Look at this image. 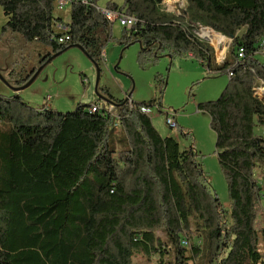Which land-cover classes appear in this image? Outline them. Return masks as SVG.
<instances>
[{
    "label": "trees",
    "instance_id": "trees-1",
    "mask_svg": "<svg viewBox=\"0 0 264 264\" xmlns=\"http://www.w3.org/2000/svg\"><path fill=\"white\" fill-rule=\"evenodd\" d=\"M98 1L68 0L65 22L58 0H0L2 32L47 48L45 58L79 43L100 64L112 22ZM165 1L107 7L135 16L118 43L141 42V63L153 52L189 54L212 71L216 61L198 25L231 41L216 62L228 75L225 88L198 106L215 133L229 207L196 151L152 125L142 111L152 101L122 103L104 90L122 104L63 113L0 95V264H197L202 252L205 264H264V176L257 177L264 174V63L257 58L264 54V0H183L179 14L165 11Z\"/></svg>",
    "mask_w": 264,
    "mask_h": 264
},
{
    "label": "rangeland",
    "instance_id": "rangeland-1",
    "mask_svg": "<svg viewBox=\"0 0 264 264\" xmlns=\"http://www.w3.org/2000/svg\"><path fill=\"white\" fill-rule=\"evenodd\" d=\"M108 3L121 6L123 0H99L97 5L103 8ZM185 6L183 0H167L163 9L179 14L185 10ZM59 15L65 22L69 21V3L63 6ZM5 21L0 6V66L5 60L7 66L2 75L12 84L16 79H23L32 67L37 66L40 56L47 53V50L37 43H24L16 34L3 33ZM122 32L123 25L115 19L111 23V38L105 44L99 64L98 92L104 96L103 91L106 90L117 100L131 93L130 101H152V125L161 136L174 137L181 149L191 147L196 151V160L201 164L210 186L221 205L228 208L227 184L215 152V133L210 128L208 114L198 106L216 100L225 88L228 75L217 71L220 65L216 62H221L226 56L231 41L221 34H213V30L207 26L198 25L196 34L211 46V55L216 61L211 63L213 70L210 71L207 61L189 54L172 57L160 52L158 58H154L153 52L150 62L141 63L138 55L142 47L133 43L122 49L123 46L118 43ZM7 46H10V51ZM257 58L264 63V54L258 53ZM95 78L96 71L91 61L78 48H70L44 65L34 81L17 92L0 80V95L7 97L16 94L35 109L50 108L63 113L91 104L107 108L108 103L97 97ZM155 101L160 103V109L156 107ZM166 117L175 120L176 130L166 124ZM113 133L121 136L118 127ZM263 176L262 172L257 173L260 182ZM260 208L264 216V195L260 198ZM195 242L200 240L196 238ZM195 259L197 264L206 263L203 252Z\"/></svg>",
    "mask_w": 264,
    "mask_h": 264
},
{
    "label": "built area",
    "instance_id": "built-area-1",
    "mask_svg": "<svg viewBox=\"0 0 264 264\" xmlns=\"http://www.w3.org/2000/svg\"><path fill=\"white\" fill-rule=\"evenodd\" d=\"M84 1H85V0H84ZM67 3H69L68 0H58V3H57V9H58L59 11H62L63 6H64L65 4H67ZM97 8H98L99 12H100L105 18H107L110 22H113L115 19H118L119 22H120V24L123 25V27H125V28H131V27L135 24V22H136V18H135L134 15H126V14H124V13L117 12L116 10H113V9H111V8H108V7L100 8V7L98 6ZM57 28H58L59 30H64V31H65V30L67 29V26H66L65 24H63V23H59V24L57 25ZM213 33H216V32L213 31ZM66 39H68V36H67V35L62 36L61 38L58 39V41H59V42H63V41L66 40ZM102 54H103V53H101V56H102ZM242 54H243V53H242V50H239L238 55L241 57V56H243ZM223 59H224V57H223ZM223 59H222V60H223ZM229 74L231 75V73H229ZM263 91H264V89H262V88H259V89H258V92H259V93H261V92H263ZM89 109H90L91 111H96V110H98V109H100V108H99L98 105H96V104H91L90 107H89ZM108 110L110 111L111 109H108ZM142 111H143L144 113H146V114L151 115V109H150V107H149V108H148V107H144V108H142ZM166 124H167L171 129H174V130L177 129V127H176V122H175V120L172 119L171 117H166Z\"/></svg>",
    "mask_w": 264,
    "mask_h": 264
},
{
    "label": "water",
    "instance_id": "water-1",
    "mask_svg": "<svg viewBox=\"0 0 264 264\" xmlns=\"http://www.w3.org/2000/svg\"><path fill=\"white\" fill-rule=\"evenodd\" d=\"M134 42H132L131 44H133ZM140 46H141V42H137ZM70 48H78L81 52H83V54L91 61V63L93 64L94 68H95V71H96V78H95V91L97 93V97L101 100H104L106 102H109L111 103L114 107H117L119 104H122L126 101H129V97L131 95V93H128L127 96L124 98L123 102L122 103H117V102H114L112 100H110L109 98L101 95L99 92H98V83H99V77H100V67H99V64L97 63V61H95L90 55L89 53L87 52V50L79 43H70L69 45H67L65 48L57 51V52H54L53 54H51L47 59L46 61L40 65L36 71H34V73L22 84H11L9 81H7L3 75H2V72H1V69H0V80L5 84L7 85L11 90H13L14 92H17L25 87H27L30 83H32L34 81V79L38 76V74L40 73V71L42 70V68L44 67V65H46L48 62H50L53 58L57 57L58 55L62 54L63 52H65L67 49H70ZM126 47H123L122 49H125ZM156 53V51H155Z\"/></svg>",
    "mask_w": 264,
    "mask_h": 264
},
{
    "label": "flooded vegetation",
    "instance_id": "flooded-vegetation-1",
    "mask_svg": "<svg viewBox=\"0 0 264 264\" xmlns=\"http://www.w3.org/2000/svg\"><path fill=\"white\" fill-rule=\"evenodd\" d=\"M141 47H142V44H141ZM9 49V51L11 50L10 49V46H7V50ZM46 50H47V53L49 52L48 51V49L46 48ZM47 53H45L44 55H42V56H40V58H39V60H38V63H37V66H34V67H32L31 68V70L26 74V76L23 78V79H20V80H14L13 82H12V84H22V83H24L25 81H21V80H25V78L29 75V74H33L34 73V71H36V69L40 66V65H42L45 61H46V59L49 57H46L45 58V55L47 54ZM7 66V64H6V62H5V60H4V62H2V66H0V69H1V72L5 69L4 67H6ZM30 75V76H31ZM29 78V77H28ZM16 81H18V83H15ZM21 81V82H20ZM104 96L105 97H107L108 98V96L106 95V94H104ZM111 100V99H110ZM130 101V100H129ZM110 106H109V108L108 109H112L114 106L111 104V103H109V102H107Z\"/></svg>",
    "mask_w": 264,
    "mask_h": 264
},
{
    "label": "bare ground",
    "instance_id": "bare-ground-1",
    "mask_svg": "<svg viewBox=\"0 0 264 264\" xmlns=\"http://www.w3.org/2000/svg\"><path fill=\"white\" fill-rule=\"evenodd\" d=\"M213 34H215V33H213ZM217 35H219V34H217ZM214 36V35H213ZM219 37H221V39H224V37L223 36H219ZM214 39V38H213Z\"/></svg>",
    "mask_w": 264,
    "mask_h": 264
},
{
    "label": "crops",
    "instance_id": "crops-1",
    "mask_svg": "<svg viewBox=\"0 0 264 264\" xmlns=\"http://www.w3.org/2000/svg\"><path fill=\"white\" fill-rule=\"evenodd\" d=\"M102 53H103V51H102ZM109 106H110V105H108V107H107V108H109Z\"/></svg>",
    "mask_w": 264,
    "mask_h": 264
}]
</instances>
